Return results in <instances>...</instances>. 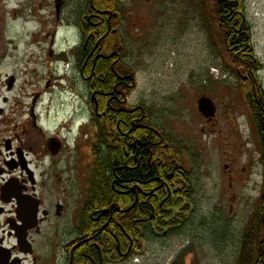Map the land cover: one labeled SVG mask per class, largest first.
<instances>
[{
	"label": "flooded vegetation",
	"instance_id": "af4514ba",
	"mask_svg": "<svg viewBox=\"0 0 264 264\" xmlns=\"http://www.w3.org/2000/svg\"><path fill=\"white\" fill-rule=\"evenodd\" d=\"M126 19L123 0H0V264H117L137 252L144 240L134 242L126 231L121 216L128 210L94 203L100 159L114 150L129 154L127 121L151 132L150 141L135 140L131 169L141 171L129 190L120 178L123 195L134 193L132 207L143 209L161 189L170 196L179 165L189 173L185 152L178 146L174 157L147 106L131 101L137 68L128 59ZM244 22L254 44L253 24ZM226 42L230 52L241 48L240 61L227 70L242 78L262 153L263 64L248 58L244 42ZM217 117L218 106L213 119L205 118ZM159 145L170 154L162 163ZM227 167L239 180L237 167Z\"/></svg>",
	"mask_w": 264,
	"mask_h": 264
},
{
	"label": "rangeland",
	"instance_id": "374dc122",
	"mask_svg": "<svg viewBox=\"0 0 264 264\" xmlns=\"http://www.w3.org/2000/svg\"><path fill=\"white\" fill-rule=\"evenodd\" d=\"M128 59L137 68L132 102L179 146L194 186L186 222L161 236L146 230L143 250L117 264H238L242 237L264 181L260 140L242 78L228 73L200 0H123ZM247 0L256 54L263 64L264 5ZM206 95L218 106L210 123L198 110ZM228 164L238 169L239 180Z\"/></svg>",
	"mask_w": 264,
	"mask_h": 264
},
{
	"label": "trees",
	"instance_id": "16d2710c",
	"mask_svg": "<svg viewBox=\"0 0 264 264\" xmlns=\"http://www.w3.org/2000/svg\"><path fill=\"white\" fill-rule=\"evenodd\" d=\"M246 1L247 0H200V7L210 29L212 40L228 66L240 61L237 53H241V48H236L233 52H230L226 45L227 37H229L230 42H244L246 47H248L246 51V53L250 55L248 58L251 59L255 57L254 45L251 44L252 35L249 30H246L247 23L244 22V19H247ZM241 27H244V29L241 30ZM231 46H235V44H231ZM126 123V128L129 131L128 137L126 138L129 154L125 155L121 150H114L111 151L108 160L100 159L101 164L99 173L102 180L100 187L96 186V189H99L94 203L95 206H109L111 203L116 202L119 203L122 208L127 209L128 212L121 217H125L124 227L134 242H136V239L144 240L147 229H150L154 235L161 236L183 226L186 222L185 210L190 205V200L188 199L193 193V184L190 174L182 171L179 165L175 173L178 175L180 179V181H178L180 183L175 187L171 186L174 181H169V188L173 190L170 196L165 186V194L161 192L162 189L159 190L160 194H156L158 197L155 196L156 198H154L152 202L143 204V209L139 210L137 206L132 207L134 193L130 191L127 195H123L122 192L124 191L119 187L120 178L127 180L126 186L127 190H129L130 186L133 184V180L138 178L141 171L140 168L131 169L137 166L134 157L135 140L139 138V141L146 143L151 140V132H146L145 130L141 132V130L132 127L129 121ZM170 143V148L174 151V157L177 158L180 150L176 144L171 141ZM262 143L263 152L261 153L260 160L264 167V140H262ZM136 145H139V143H136ZM148 146L147 148H152ZM159 149V162L162 163L164 160L166 161V157L170 154L168 149L161 145H159ZM147 156L148 151H144L142 158L144 160L146 159L145 161H147ZM124 163L127 164L128 167L125 166ZM177 163L178 160H176L173 165L176 167ZM115 168H117L116 172H114ZM147 172L148 167L145 166L143 173ZM163 172L162 169L159 170L158 177L163 178ZM160 180L161 179L158 178L156 183L159 184ZM162 196L166 199H164V202L160 199ZM180 196L185 197L186 200L179 198ZM162 204L163 206H161ZM139 216L143 217L144 220L142 222L136 221ZM138 225L143 227V231L138 229ZM135 248L137 252L142 251L143 242L135 244ZM137 252H135V254ZM238 264H264V181L260 194L259 206L250 219L242 237Z\"/></svg>",
	"mask_w": 264,
	"mask_h": 264
},
{
	"label": "water",
	"instance_id": "95a60500",
	"mask_svg": "<svg viewBox=\"0 0 264 264\" xmlns=\"http://www.w3.org/2000/svg\"><path fill=\"white\" fill-rule=\"evenodd\" d=\"M198 109L201 114L208 119H213L217 114V107L214 101L208 96L199 98Z\"/></svg>",
	"mask_w": 264,
	"mask_h": 264
}]
</instances>
